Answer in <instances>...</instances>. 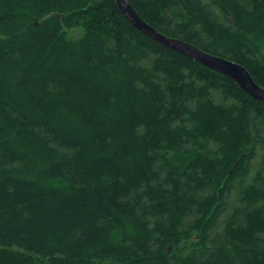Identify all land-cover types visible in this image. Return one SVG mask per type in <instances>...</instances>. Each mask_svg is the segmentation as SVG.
Instances as JSON below:
<instances>
[{"label": "trees", "instance_id": "1", "mask_svg": "<svg viewBox=\"0 0 264 264\" xmlns=\"http://www.w3.org/2000/svg\"><path fill=\"white\" fill-rule=\"evenodd\" d=\"M128 1L264 87V0ZM0 264H264V102L115 0H0Z\"/></svg>", "mask_w": 264, "mask_h": 264}, {"label": "water", "instance_id": "2", "mask_svg": "<svg viewBox=\"0 0 264 264\" xmlns=\"http://www.w3.org/2000/svg\"><path fill=\"white\" fill-rule=\"evenodd\" d=\"M115 3L123 18L147 38L167 49L191 58L199 65L213 72L231 79L252 99L264 102V87L256 83L247 69L241 64L222 56L208 53L191 43L163 34L143 20L128 0H115Z\"/></svg>", "mask_w": 264, "mask_h": 264}, {"label": "rangeland", "instance_id": "3", "mask_svg": "<svg viewBox=\"0 0 264 264\" xmlns=\"http://www.w3.org/2000/svg\"><path fill=\"white\" fill-rule=\"evenodd\" d=\"M68 36L70 37H78L80 34H81V30L80 29H71V30H68Z\"/></svg>", "mask_w": 264, "mask_h": 264}]
</instances>
